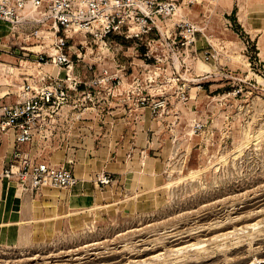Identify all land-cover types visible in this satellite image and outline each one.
Masks as SVG:
<instances>
[{
	"label": "rangeland",
	"instance_id": "374dc122",
	"mask_svg": "<svg viewBox=\"0 0 264 264\" xmlns=\"http://www.w3.org/2000/svg\"><path fill=\"white\" fill-rule=\"evenodd\" d=\"M173 1L171 24L182 17L198 25L196 42L185 50L173 35L154 54L167 58L162 64L132 41L113 39L105 51L89 43L77 74L90 80L105 66L125 89L138 79L135 92L88 88L100 93L78 102L71 126L29 148L44 161L72 158L94 188L106 174L99 187L110 188L109 203L76 209L56 195L36 202L37 219L20 226L14 243L0 242V264H264V31L244 20L257 24L251 17L264 5ZM0 48L3 62L11 55ZM204 51L213 57L204 60ZM91 63L94 70L83 66ZM140 96L148 97L143 105ZM121 137L126 147L112 158L126 166L109 172L95 161L98 151L107 155Z\"/></svg>",
	"mask_w": 264,
	"mask_h": 264
},
{
	"label": "built area",
	"instance_id": "2783aa9c",
	"mask_svg": "<svg viewBox=\"0 0 264 264\" xmlns=\"http://www.w3.org/2000/svg\"><path fill=\"white\" fill-rule=\"evenodd\" d=\"M178 12L173 0H0V21L10 27L4 50L21 71L14 99L0 97V134L13 138V151L0 175L25 190L75 185L77 179L70 168L38 161L21 146L52 135L61 119L74 114L79 101L87 103L100 93L87 91L92 86L109 83L111 97L125 94L129 98L135 92L138 79L125 89L123 78L105 66L97 67L99 75L90 80L77 74L86 53L93 52L89 43L105 51L112 47L113 39L132 41L157 64L167 58L155 56V52L160 46L169 47L173 35L185 50L194 44L202 29L182 17L171 24ZM29 26L32 28H26ZM15 33L23 35L19 42L12 41ZM212 57L211 51L201 54L204 60ZM92 64L83 66L94 70ZM147 99L140 96L138 100L143 105ZM85 112H89L88 106L80 114ZM96 181L105 185L109 177L102 173Z\"/></svg>",
	"mask_w": 264,
	"mask_h": 264
},
{
	"label": "crops",
	"instance_id": "0c3cea01",
	"mask_svg": "<svg viewBox=\"0 0 264 264\" xmlns=\"http://www.w3.org/2000/svg\"><path fill=\"white\" fill-rule=\"evenodd\" d=\"M260 4L264 5V0L258 1ZM263 8V7H262ZM254 8H250L247 10L248 14H253ZM254 15V14H253ZM251 17V16H249ZM264 9H261V12L256 17H251L252 19H256L257 24H252L248 21V18H244L245 22L247 23V26L251 29L259 28V32L261 30L264 31ZM8 24L0 21V46H6L7 43H2L4 40H8L9 32L7 33L4 29ZM261 28V29H260ZM262 36V35H261ZM2 55V54H1ZM7 59L1 60L3 62H0V97L2 99H14L15 91L17 85L21 81V71L15 64V59L12 56H7ZM4 66V67H1ZM7 69V71H6ZM123 82L125 83V79L123 78ZM72 116V115H70ZM81 116V115H80ZM69 119H71L69 117ZM69 119H61L59 126L57 129L53 132L55 136L58 135L60 129L63 127H67L68 124L71 126ZM86 126V123L84 122L81 124V127L84 128ZM123 124L115 125L112 133L116 132V138H119L121 136V133L123 132ZM52 134V135H53ZM115 134V133H114ZM50 135V136H52ZM48 136L47 138H49ZM40 140V139H38ZM38 140H35L32 144H23L21 146L22 151L26 154H29L30 156L34 157L38 161H44L41 160L38 155H35L33 150H30V147L35 146V144L38 142ZM122 137L116 141L115 139L111 141L110 149L107 152L100 149L98 151V158H96L95 161H99V163L102 161L104 167L109 172L113 173H120L121 168L125 165V159L117 160V158L113 159V154L115 155L119 154L120 148L122 146L126 147V144H122ZM133 147V146H132ZM13 151V138L11 135L6 134L2 135L0 134V172L3 169L4 166H6V163ZM105 158V159H104ZM48 162L55 164V165H65L66 167L70 168L74 174V176L77 179V183L73 185L70 188L66 189H60L52 186H43L41 189L33 191V190H25L20 187V185L13 180H8L0 175V242L4 244H10L14 243L17 236L20 226L23 224H26L27 222H33V220L37 219L34 217L36 214V202H40L42 200L53 199V197H60L62 200H60L58 203H65L70 206H74L73 208H78L79 205H82L80 207L82 208H88L92 205H99L101 203H109V200H106L110 193V188L108 190L101 191V188L99 185L95 186V188L92 186V183L88 177L85 175L84 167H79L77 170L73 168L72 158H62L61 160L58 159H52L49 158L47 160ZM99 163H96V165H99ZM109 187V186H108ZM103 190V189H102ZM54 194V196H53ZM109 198V197H108ZM63 201V202H62ZM111 201V200H110ZM56 202V201H55ZM54 202V203H55ZM35 204V205H34ZM76 206V207H75Z\"/></svg>",
	"mask_w": 264,
	"mask_h": 264
},
{
	"label": "bare ground",
	"instance_id": "6f19581e",
	"mask_svg": "<svg viewBox=\"0 0 264 264\" xmlns=\"http://www.w3.org/2000/svg\"><path fill=\"white\" fill-rule=\"evenodd\" d=\"M59 154V153H58Z\"/></svg>",
	"mask_w": 264,
	"mask_h": 264
}]
</instances>
